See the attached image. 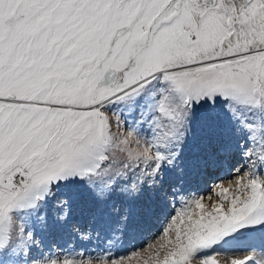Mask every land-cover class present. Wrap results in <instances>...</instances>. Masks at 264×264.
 <instances>
[{"label": "snow or ice", "instance_id": "1", "mask_svg": "<svg viewBox=\"0 0 264 264\" xmlns=\"http://www.w3.org/2000/svg\"><path fill=\"white\" fill-rule=\"evenodd\" d=\"M0 264H264V0H0Z\"/></svg>", "mask_w": 264, "mask_h": 264}]
</instances>
